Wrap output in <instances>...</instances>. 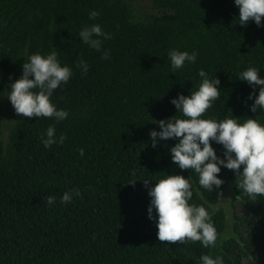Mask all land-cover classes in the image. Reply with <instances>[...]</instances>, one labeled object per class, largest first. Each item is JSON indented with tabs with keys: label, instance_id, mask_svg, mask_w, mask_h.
I'll use <instances>...</instances> for the list:
<instances>
[{
	"label": "trees",
	"instance_id": "obj_1",
	"mask_svg": "<svg viewBox=\"0 0 264 264\" xmlns=\"http://www.w3.org/2000/svg\"><path fill=\"white\" fill-rule=\"evenodd\" d=\"M153 3L158 13L140 18L131 0H0V264H200L201 253L220 255L223 264H243L244 255L253 257L251 264H264V195L244 192L223 166L218 175L224 183L202 188L197 173L171 160L174 138L153 146L149 137L150 129H159L156 120L180 115L171 98L195 89L201 67L220 82V96L202 116L242 121L251 115L264 123V112L249 109L248 93L259 85L254 90L237 78L250 65L264 75V16L260 25H241L233 0ZM91 9L99 15L90 18ZM91 23L111 33L101 48L109 50L108 58L78 37ZM170 48L195 50L196 60L172 69ZM49 51L72 69L50 97L67 117L54 121L15 111L5 136L3 99L11 80L30 53ZM80 59L88 63L86 73ZM50 123L64 140L46 148L41 134ZM212 143L222 155V145ZM177 172L189 175L188 202L212 213L217 239L227 213L215 205L227 185L251 214L243 219L248 228L218 246L159 240L155 211L153 218L147 215L144 178L150 186ZM70 189L79 195L62 203L60 195ZM47 195L55 196L52 204Z\"/></svg>",
	"mask_w": 264,
	"mask_h": 264
},
{
	"label": "clouds",
	"instance_id": "obj_2",
	"mask_svg": "<svg viewBox=\"0 0 264 264\" xmlns=\"http://www.w3.org/2000/svg\"><path fill=\"white\" fill-rule=\"evenodd\" d=\"M238 7V23L246 25L249 20L257 25L264 16V0H233ZM90 18L99 15L96 9L88 13ZM110 32L105 31L99 23L83 25L78 31L79 39L90 48L101 51L104 40L109 39ZM108 49L101 51L102 58H108ZM195 50L189 52L170 48L167 57L172 69H181L186 63L196 60ZM82 73L88 70L84 59L78 61ZM260 67L247 66L237 74V78L246 81L254 90L248 93L252 101L249 109L255 113L257 109L264 112V75L259 74ZM72 69L62 64L56 51L47 53L33 52L22 62L19 77L11 80L7 97L17 113L26 117H52L61 121L68 115L67 109L58 108L50 99L53 90L67 82ZM198 85L189 94L177 93L171 103L180 115L156 120L159 129L149 130L153 146L157 140L174 138L175 143L169 145L170 158L180 169H190L198 174L197 183L204 189L212 191L224 183L218 175L221 167L232 169L235 181L250 196L264 195V123L252 118L238 121L233 116H225L217 120L204 117V113L212 102L220 96L219 80L209 76L204 68H198ZM64 135H55L54 124H49L41 134V142L47 148L53 143H62ZM222 145L223 154L217 153L213 143ZM80 153L83 154V148ZM189 176V175H188ZM179 172L167 173L149 185V178H144L147 193L150 197L147 215L153 218L157 227V238L161 241H177L189 239L199 240L201 245H214L217 231L211 220L212 213L203 204L189 203L192 197L191 181ZM130 180L129 182H134ZM79 195V189H70L60 195V201L67 203ZM45 201L52 204L54 195H47ZM200 264H223L220 255L201 253Z\"/></svg>",
	"mask_w": 264,
	"mask_h": 264
},
{
	"label": "rangeland",
	"instance_id": "obj_3",
	"mask_svg": "<svg viewBox=\"0 0 264 264\" xmlns=\"http://www.w3.org/2000/svg\"><path fill=\"white\" fill-rule=\"evenodd\" d=\"M134 13L142 18L148 13H158L157 7L154 5L153 0H131ZM15 112L11 102L8 97L3 99V132L7 135L8 126L11 121V117ZM215 207H222L227 213V226L225 232L216 239L214 246L221 245L227 238L234 235L235 222L238 223L237 229L242 232L243 229L248 228L243 219L250 218L247 209L240 203L235 197V191L232 185H227L225 189L219 191V201ZM260 241V240H259ZM263 246V244H262ZM264 257V254H261ZM243 264H250V259L248 256H244Z\"/></svg>",
	"mask_w": 264,
	"mask_h": 264
},
{
	"label": "flooded vegetation",
	"instance_id": "obj_4",
	"mask_svg": "<svg viewBox=\"0 0 264 264\" xmlns=\"http://www.w3.org/2000/svg\"><path fill=\"white\" fill-rule=\"evenodd\" d=\"M220 191H221V190H220ZM236 199H237V198H236ZM240 203H241V202H240ZM225 212H226V211H225ZM247 213H248V211H247ZM249 216H250V218H251V214H249ZM250 218H249V219H250ZM235 223H237V222H235ZM237 226H238V224H237V225L235 224V227H234V233H235V234H234V235L238 237V236H239V230L237 229ZM234 235H233V236H234ZM263 247H264V245H263ZM260 252H262V250H261ZM244 256H245V255H244ZM248 257H249V256H248ZM243 258H244V257H243ZM249 259H250V264H251V260L253 261V257L250 255Z\"/></svg>",
	"mask_w": 264,
	"mask_h": 264
}]
</instances>
